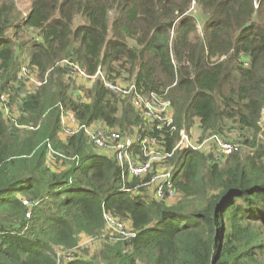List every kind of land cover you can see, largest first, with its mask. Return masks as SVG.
Here are the masks:
<instances>
[{
  "label": "trees",
  "instance_id": "obj_1",
  "mask_svg": "<svg viewBox=\"0 0 264 264\" xmlns=\"http://www.w3.org/2000/svg\"><path fill=\"white\" fill-rule=\"evenodd\" d=\"M255 1L32 0L23 14L0 0V264H264V0ZM24 64L46 83L28 85ZM75 65L168 101L173 123L152 125L101 77L78 85ZM60 106L169 151L193 128L204 138L235 127L242 144L221 157L176 150L177 202H158L127 192L123 166L84 133L62 137ZM106 212L135 235L110 237ZM81 234L99 240L92 255Z\"/></svg>",
  "mask_w": 264,
  "mask_h": 264
},
{
  "label": "built area",
  "instance_id": "obj_2",
  "mask_svg": "<svg viewBox=\"0 0 264 264\" xmlns=\"http://www.w3.org/2000/svg\"><path fill=\"white\" fill-rule=\"evenodd\" d=\"M260 0H256L258 4ZM195 2H193V7ZM74 78L83 81L84 86H90L97 77H101L105 81V86L111 90L120 93L124 97H131L133 107L141 113L146 121L156 125L157 128L162 125H171L173 123L174 113L168 101H163L156 96L145 98L136 92L134 85L127 84L123 81L111 82L105 79L104 74L99 70L95 76H89L78 65L74 66L72 72ZM20 76L23 77L28 85L33 87L42 86L45 80L38 78L36 74L31 72L30 67L24 64L21 68ZM8 113V109H5ZM61 119V136L70 137L79 133H84L94 148L103 154H107L116 159V161L125 169L122 180L123 186L127 192L136 194H147L158 202H164L176 196L173 186L175 165L170 161L174 158L178 149L188 147L199 150V146L191 143L190 136L181 132V140L176 147L169 151L166 148L165 141H161L156 137H131L122 133L119 129L102 127L98 123L82 124L77 119L75 113L60 106ZM159 124H156V123ZM229 135V134H228ZM221 144L214 148L217 157L230 155L237 147V144L225 139L221 141L217 135L213 136ZM49 157H53L56 153L49 145ZM138 179L139 183L134 184L133 188L126 186L127 180L132 182ZM24 204L28 205L27 201ZM30 216V214H28ZM107 227L113 233L121 238H130L134 236V232L127 228L124 221L110 212L105 213ZM60 255V254H59ZM71 254H67L64 259H70Z\"/></svg>",
  "mask_w": 264,
  "mask_h": 264
},
{
  "label": "rangeland",
  "instance_id": "obj_3",
  "mask_svg": "<svg viewBox=\"0 0 264 264\" xmlns=\"http://www.w3.org/2000/svg\"><path fill=\"white\" fill-rule=\"evenodd\" d=\"M14 1L17 3L20 11L23 14H25L28 11V9L30 8V6L32 4V0H14ZM195 13H196L195 15H198L197 14L198 13V8L197 7L195 9ZM199 23H201V24H198V26L199 27L202 26V20H200ZM77 84L84 86L83 84H85V82L78 81ZM31 87H33V86H31ZM263 124H264V120H263ZM232 129H234V130H232ZM192 132H193L194 136L191 135V134H188L190 136L191 143L194 146H199V150L204 152V153H206V154L214 151V148H216L218 145L221 144L217 139H215L213 137L214 135L219 136L221 141H223L225 139H229V140H231L230 142L237 144L238 147L240 146L239 142L242 141L241 140L242 139L241 133L235 127L234 128L231 127V129L226 127L224 129V132H226L227 135H225V136H221V135H219L217 133L216 134L213 133V131H209V132H207L206 135L203 136L204 138H202L201 133L198 130H196V128H193ZM200 139L202 140L201 142L199 141ZM241 144H242V142H241ZM242 148H244V147H242ZM177 199H178V197H173V198H170L168 200V202H169V204L170 203L173 204V203L177 202ZM125 224H126L127 228L129 229V224H127V223H125ZM107 234L110 237L111 236H113V237L117 236V234L113 233L112 231H110V229L108 227H107ZM79 243H80V247L82 248L81 250H83L85 248H89L90 255H92L93 253L96 252V250H98L97 248H98V246L100 244L98 239L93 240L92 238H90L89 236H87L85 234H81L80 235Z\"/></svg>",
  "mask_w": 264,
  "mask_h": 264
}]
</instances>
